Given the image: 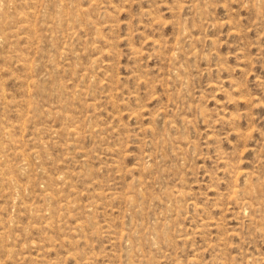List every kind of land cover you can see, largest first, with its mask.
I'll list each match as a JSON object with an SVG mask.
<instances>
[{
    "label": "rangeland",
    "instance_id": "1",
    "mask_svg": "<svg viewBox=\"0 0 264 264\" xmlns=\"http://www.w3.org/2000/svg\"><path fill=\"white\" fill-rule=\"evenodd\" d=\"M60 1L0 0V264H264V0Z\"/></svg>",
    "mask_w": 264,
    "mask_h": 264
},
{
    "label": "bare ground",
    "instance_id": "2",
    "mask_svg": "<svg viewBox=\"0 0 264 264\" xmlns=\"http://www.w3.org/2000/svg\"><path fill=\"white\" fill-rule=\"evenodd\" d=\"M60 1V0H59ZM61 2V1H60ZM8 3V2H7ZM64 12V11H63ZM72 13V12H71ZM70 13V14H71ZM22 18V17H21ZM52 18V17H51ZM72 18V17H71ZM22 20H24V19H22ZM23 22V21H22ZM81 22V21H80ZM21 24V23H20ZM62 26V25H61ZM21 29V28H20ZM185 31V30H184ZM14 100V99H13ZM30 106V105H29ZM242 115V114H241ZM59 116V115H58ZM71 127V126H70ZM65 130V129H64ZM57 132V131H56ZM4 146V145H3ZM26 167V166H25ZM116 168V167H115ZM120 169V168H119ZM7 175V174H6ZM11 177V176H10ZM16 181V180H15ZM12 184V183H11ZM13 187V186H12ZM47 194V193H46ZM45 194V195H46ZM50 196V195H49ZM145 196V195H144ZM46 197V196H45ZM66 203V202H65ZM73 209V208H72ZM67 210V209H66ZM14 217V216H13ZM89 229V228H88ZM49 238V237H48ZM82 238V237H81ZM41 263V262H40Z\"/></svg>",
    "mask_w": 264,
    "mask_h": 264
}]
</instances>
